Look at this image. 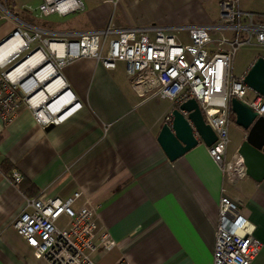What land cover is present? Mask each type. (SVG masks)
<instances>
[{
    "label": "crops",
    "instance_id": "1",
    "mask_svg": "<svg viewBox=\"0 0 264 264\" xmlns=\"http://www.w3.org/2000/svg\"><path fill=\"white\" fill-rule=\"evenodd\" d=\"M219 1L81 0L79 10L50 14H77L73 25L32 23L56 31L140 27L172 16L205 23L218 19ZM30 2L36 6L23 8L35 10L43 0ZM241 4L264 13L254 3ZM7 34L0 30V40ZM61 75L80 104L63 121L46 130L27 108L7 125L0 119V264H50L30 254L13 220L27 197L66 199L76 192L74 206L97 207L101 229L117 243L93 254L98 264H116L123 256L131 264H213L224 188L250 210V229L262 242L252 264H264V180L246 175L235 186L226 184L204 143L170 161L158 135L174 103L135 87L124 66L107 68L82 56ZM245 134L241 127L228 155ZM14 170L23 176L18 184L10 178Z\"/></svg>",
    "mask_w": 264,
    "mask_h": 264
},
{
    "label": "built area",
    "instance_id": "2",
    "mask_svg": "<svg viewBox=\"0 0 264 264\" xmlns=\"http://www.w3.org/2000/svg\"><path fill=\"white\" fill-rule=\"evenodd\" d=\"M63 1L69 0H43L35 10L41 16L66 15L82 7L81 0H71L62 9ZM5 21L14 27L0 40V119L5 125L22 108L30 109L42 126L63 121L80 104L63 81L61 69L75 58L95 57L107 68L124 66L135 87L172 100V110L195 98L216 134L214 143L207 147L221 167L224 182L235 186L246 176L241 152L228 155L230 126L235 122V110L246 103L257 115H263L264 98L258 95L255 101H247L252 90L244 82L246 72L234 73V61L241 46L264 47V13L244 9L241 0H220L216 21L189 22L172 16L140 27L109 25L88 31H56L22 19L9 8L8 0H0V24ZM15 38L21 42L16 43ZM6 43L8 46L2 48ZM38 53L42 55L40 61L17 72ZM47 68L51 71L41 79L39 74ZM54 80H61L62 85L50 92L47 87ZM42 93L43 97L34 103L33 99ZM68 93L69 100L53 108ZM171 113L164 123L171 122ZM10 178L18 184L23 176L14 170ZM80 194L76 192L66 199L25 198L13 226L33 257L44 258L50 264H98L93 258L95 252L116 247L110 232L101 229L97 207L74 206ZM250 224L248 207L232 199L224 188L213 264H252L262 242L253 235ZM116 264L131 263L123 256Z\"/></svg>",
    "mask_w": 264,
    "mask_h": 264
},
{
    "label": "water",
    "instance_id": "3",
    "mask_svg": "<svg viewBox=\"0 0 264 264\" xmlns=\"http://www.w3.org/2000/svg\"><path fill=\"white\" fill-rule=\"evenodd\" d=\"M249 88L264 98V56L252 63L244 77ZM183 112H187L185 115ZM171 122L162 125L158 142L170 161H175L188 151L204 143L209 146L216 140V134L205 121L202 110L195 98L188 99L172 110ZM235 123L246 130L238 151L241 152L246 175L256 182L264 180V114L257 115L254 107L235 110ZM55 124L49 123L46 130ZM201 138L198 139L195 134Z\"/></svg>",
    "mask_w": 264,
    "mask_h": 264
},
{
    "label": "rangeland",
    "instance_id": "4",
    "mask_svg": "<svg viewBox=\"0 0 264 264\" xmlns=\"http://www.w3.org/2000/svg\"><path fill=\"white\" fill-rule=\"evenodd\" d=\"M244 0H241V2ZM249 3H254V9L259 10L260 12H264V0H246ZM31 4L35 7V4H32L30 0H8L9 8L16 14H18L22 19L34 22L42 25H48L50 23H57L60 26H67L73 25L74 20L77 17V14H71L68 16H59L58 14H53L50 16H42L40 17L37 12H29L25 10L23 7L24 5ZM260 5V6H259ZM252 8V7H251ZM13 25L8 22H2L0 24V30L6 33H9L13 30ZM264 56V47L263 46H252V45H245L241 46L236 54L235 61H234V73L236 75H241L245 69L251 67L252 63L256 60L258 56ZM254 91H250L248 96H252ZM241 132V126L236 123H233L230 126V147L233 146V143L239 139V135ZM232 154L230 151L229 156Z\"/></svg>",
    "mask_w": 264,
    "mask_h": 264
},
{
    "label": "bare ground",
    "instance_id": "5",
    "mask_svg": "<svg viewBox=\"0 0 264 264\" xmlns=\"http://www.w3.org/2000/svg\"><path fill=\"white\" fill-rule=\"evenodd\" d=\"M71 1V0H69ZM69 1H63L60 3V7L62 9H65L68 4H69ZM14 41H16V43H20L21 40L19 38H15ZM9 43V42H8ZM8 43H6L2 48H6L8 46ZM58 48L59 50L61 51V46L58 45ZM42 58V55L40 53L38 54H35L33 57H31L28 61H26L25 63H23V65L18 69L17 72H20V71H23V70H26L28 67L36 64L38 61H40ZM51 71V68L50 69H46L44 70L42 73L39 74L40 78L43 79L44 77H46L49 72ZM62 85V81L61 80H54L52 83H50L47 87L48 91L50 92H54L56 91L57 89L60 88V86ZM43 93L36 96L34 99H33V102L36 103L38 102L42 97H43ZM71 97V94L68 93L66 95H63L54 105H53V108H56V107H59L60 105H62L63 103L67 102L69 100V98Z\"/></svg>",
    "mask_w": 264,
    "mask_h": 264
},
{
    "label": "trees",
    "instance_id": "6",
    "mask_svg": "<svg viewBox=\"0 0 264 264\" xmlns=\"http://www.w3.org/2000/svg\"><path fill=\"white\" fill-rule=\"evenodd\" d=\"M21 187H22V189H25V186L23 184L21 185Z\"/></svg>",
    "mask_w": 264,
    "mask_h": 264
}]
</instances>
